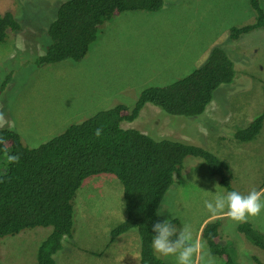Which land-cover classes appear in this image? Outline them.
<instances>
[{
	"label": "rangeland",
	"instance_id": "1",
	"mask_svg": "<svg viewBox=\"0 0 264 264\" xmlns=\"http://www.w3.org/2000/svg\"><path fill=\"white\" fill-rule=\"evenodd\" d=\"M65 1L0 0V13L12 12L22 24L10 39L0 41V126L20 133L26 145L39 146L103 109L120 104L132 108L144 88L180 79L205 63L213 48H223L236 74L232 83L215 91L202 115H171L147 102L135 120L121 123L154 137L184 140L219 158L216 175L207 159L187 156L184 175L160 205L162 219L177 217L178 229L190 225L193 241L208 251L200 238L204 218L212 216L204 201L226 192L221 183L228 176L223 162L231 166L233 184L244 191L264 181V128L248 142L232 133L248 126L264 106V29L230 38L232 27L254 22L250 0H164L158 11H126L101 27L84 58L40 64L49 23ZM261 4L264 8V0ZM126 216L122 185L115 175L85 179L75 198L72 235L54 255L56 264H140L136 229L110 242L111 230ZM251 221L264 231V211ZM229 223L234 226L222 229L219 240L225 243L229 238L227 245L235 246L231 248L238 261L257 264L253 255L264 261V251L225 218L224 225ZM41 229L0 237V264H38V247L52 231ZM160 257L176 264L174 256ZM213 257L215 264L222 262V257Z\"/></svg>",
	"mask_w": 264,
	"mask_h": 264
},
{
	"label": "trees",
	"instance_id": "2",
	"mask_svg": "<svg viewBox=\"0 0 264 264\" xmlns=\"http://www.w3.org/2000/svg\"><path fill=\"white\" fill-rule=\"evenodd\" d=\"M250 5L254 22L232 27L231 39L255 28L264 29L260 0H250ZM163 6L164 0H67L49 23V41L38 63L78 61L86 56L107 21L126 11H158ZM21 29L22 24L12 12L0 13V41L10 39ZM235 74L233 60L223 48L215 47L207 61L187 75L165 85L144 88L132 108L120 104L103 109L39 146L30 147L17 131L0 128V237L51 227L38 247L37 263L56 264L54 255L64 249V236L72 235L77 191L88 177L107 173L115 175L122 185L127 214L111 230L110 242L134 228L141 246L140 264H170L151 249L152 225L165 220L156 215L157 209L176 183L175 174H181L187 156L207 159L212 174L220 175L218 157L184 140L123 128L121 122L135 120L147 102L171 115H202L215 91L222 84L232 83ZM8 79L9 76L5 83ZM97 128L102 129L99 137L95 135ZM262 128L264 106L248 126L238 127L232 133L238 141L248 142ZM221 183L229 191L234 190L230 182ZM170 220L175 226L179 223L177 217ZM222 226L229 229L234 224L224 225V219L217 217L204 225L201 237L208 251L223 258L219 264H243L231 248L235 246L227 245L229 238L225 243L217 240ZM254 226L248 220L236 223L235 229L264 251V231ZM228 234L225 232V236ZM253 260L264 264L255 255Z\"/></svg>",
	"mask_w": 264,
	"mask_h": 264
},
{
	"label": "clouds",
	"instance_id": "3",
	"mask_svg": "<svg viewBox=\"0 0 264 264\" xmlns=\"http://www.w3.org/2000/svg\"><path fill=\"white\" fill-rule=\"evenodd\" d=\"M0 128L4 127L0 126ZM101 133L102 129L97 128L95 135L99 137ZM11 159L15 161L18 160V157H11ZM223 165H225V169L228 173V176L224 181L227 183L230 182V186L234 188V190L229 191L226 189V192L224 193H217V195L212 200L204 201V207L212 216H206L204 218L205 221L200 231L201 239L202 229L204 225L211 219L222 217L223 219L229 218L236 223H245L248 220L253 223L251 218L259 216L261 212L264 211V181H260L259 184L247 186L246 190L244 191L239 184L237 186L236 184H233L234 174L231 170V166L227 162H223ZM183 175L184 174L182 172L180 175L175 174L176 181L179 180ZM197 180L203 184V179L200 178ZM162 214L163 210L158 208L156 215ZM222 229L220 230L219 237H221ZM152 233L153 236L151 239V249L154 254L163 257L174 256L176 258V264H197V254L199 253V264H215V259L211 252L204 251V246L202 244L198 245L193 241L192 229L188 224H184L178 229L177 226L172 224L170 219H165L164 221H157L152 225ZM66 237L67 236H64L63 243ZM219 237L217 238L218 241Z\"/></svg>",
	"mask_w": 264,
	"mask_h": 264
},
{
	"label": "bare ground",
	"instance_id": "4",
	"mask_svg": "<svg viewBox=\"0 0 264 264\" xmlns=\"http://www.w3.org/2000/svg\"><path fill=\"white\" fill-rule=\"evenodd\" d=\"M149 10V9H148ZM263 91V90H262ZM46 142V141H45ZM89 195V194H88ZM35 223V222H34ZM41 229V228H40ZM37 230H38V228H37ZM42 230V229H41ZM31 232V231H30ZM12 234V233H11Z\"/></svg>",
	"mask_w": 264,
	"mask_h": 264
}]
</instances>
